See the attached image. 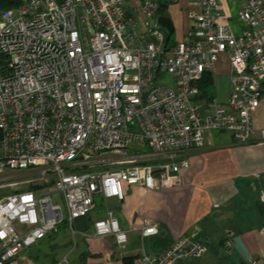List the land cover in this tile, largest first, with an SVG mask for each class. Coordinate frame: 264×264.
<instances>
[{
    "label": "built area",
    "instance_id": "1",
    "mask_svg": "<svg viewBox=\"0 0 264 264\" xmlns=\"http://www.w3.org/2000/svg\"><path fill=\"white\" fill-rule=\"evenodd\" d=\"M195 4L188 38L170 47L153 0L143 1L141 22L124 0H24L0 11V264H40L23 252L65 221L76 235L74 222L96 209L97 195L123 202L125 185L180 186L186 152L205 148L208 134L229 132L240 143L255 136L264 2L243 6L241 32L221 22L219 0ZM222 56L231 66L230 96L207 110L194 102L196 84ZM26 172L39 178L22 180ZM37 181L50 186L22 187ZM94 228L126 247L114 210ZM158 233L157 222H144V237ZM224 246L231 250L233 240ZM208 251L196 235H184L162 253H144L141 264H180Z\"/></svg>",
    "mask_w": 264,
    "mask_h": 264
},
{
    "label": "crops",
    "instance_id": "2",
    "mask_svg": "<svg viewBox=\"0 0 264 264\" xmlns=\"http://www.w3.org/2000/svg\"><path fill=\"white\" fill-rule=\"evenodd\" d=\"M143 1L124 0L128 15L138 22L145 18L141 9ZM153 1L167 3L165 14L174 26L173 33L162 27L165 45L170 47L185 41L194 24L190 12L197 9L195 0ZM219 1L221 22L230 23L236 32L245 29L239 13L249 0ZM160 16L156 13L157 19ZM210 74L211 99L198 100L200 93L194 98L195 103H204L207 110L212 109L213 103L225 105L229 99L231 66L227 56L220 58ZM261 89V103L254 110L256 133L249 142L240 143L229 132L214 131L207 135L205 148L186 152L189 166L180 171V186L148 191L125 185L123 202L105 200L99 195L104 209L99 210L96 204L88 216L77 219L76 235L68 227L73 245L70 239L57 241L51 236L54 244L41 257L44 263L37 262L54 264L69 256L71 264H125L126 258L131 264H141L144 253H162L182 236L196 235L209 247L208 253L201 259L180 264H247L251 259L264 264V140L260 135L264 130V77ZM107 208L116 212L120 227L126 232L125 248L114 235H95L94 224L106 218ZM144 222H157L159 233L144 237ZM228 239L234 242L231 250L224 246ZM63 251L66 253L61 255Z\"/></svg>",
    "mask_w": 264,
    "mask_h": 264
},
{
    "label": "rangeland",
    "instance_id": "3",
    "mask_svg": "<svg viewBox=\"0 0 264 264\" xmlns=\"http://www.w3.org/2000/svg\"><path fill=\"white\" fill-rule=\"evenodd\" d=\"M171 79L167 77V80L163 81L165 84L170 85ZM108 167H99L97 168L98 170H106ZM85 171H92V169H86ZM22 180H31V179H38L39 175L36 173H29L26 172L23 175H21ZM44 186L43 183H41L40 181L37 182H33L30 185L29 184H25L22 187L23 188H29L30 186ZM9 193L14 192L15 190H10L8 189ZM56 201L59 200L58 196H55L54 198ZM96 204H97V208L100 210L104 209V203L102 201V197L101 196H96ZM65 218H66V213H65ZM67 222L63 223L60 225L59 227V231L56 235H54V239L57 241H63L65 239L72 241V245H73V236H71L69 234V230H68V226L66 225ZM52 237H46L45 239L41 240L38 244L33 245L32 247H30L29 249H27L26 251L23 252V255L34 259L36 262H40V263H44V261L41 259L42 256L45 255V253L47 252V250L50 248L51 245H53V240ZM66 253V251H63L61 255H64ZM69 259H72V257H69Z\"/></svg>",
    "mask_w": 264,
    "mask_h": 264
},
{
    "label": "trees",
    "instance_id": "4",
    "mask_svg": "<svg viewBox=\"0 0 264 264\" xmlns=\"http://www.w3.org/2000/svg\"><path fill=\"white\" fill-rule=\"evenodd\" d=\"M24 0H2L0 1V11L2 10H8L11 8H14L16 6H19L22 4ZM164 2V1H163ZM161 2L158 8L157 13H160L161 16H166L165 14V7L167 5V3H163ZM212 84V78H211V74L209 72L204 73L202 80H200L199 82H197V87L199 88V93L200 95L197 96V99L202 100L204 98L211 99L209 93H208V89H210ZM50 185H44V186H30L29 189H40V188H45V187H49ZM125 264H131V260L130 259H125Z\"/></svg>",
    "mask_w": 264,
    "mask_h": 264
},
{
    "label": "water",
    "instance_id": "5",
    "mask_svg": "<svg viewBox=\"0 0 264 264\" xmlns=\"http://www.w3.org/2000/svg\"><path fill=\"white\" fill-rule=\"evenodd\" d=\"M0 1H2V0H0ZM158 22L169 33H173L174 32V26H173L172 20L169 17L160 16V17H158Z\"/></svg>",
    "mask_w": 264,
    "mask_h": 264
}]
</instances>
